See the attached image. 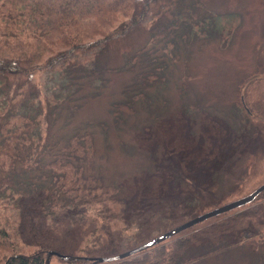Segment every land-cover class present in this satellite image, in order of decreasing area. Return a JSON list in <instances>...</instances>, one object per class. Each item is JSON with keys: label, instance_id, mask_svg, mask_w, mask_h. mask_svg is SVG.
Returning a JSON list of instances; mask_svg holds the SVG:
<instances>
[{"label": "rangeland", "instance_id": "1", "mask_svg": "<svg viewBox=\"0 0 264 264\" xmlns=\"http://www.w3.org/2000/svg\"><path fill=\"white\" fill-rule=\"evenodd\" d=\"M185 3L189 11L193 5L196 9L189 27L176 28L172 24L178 35L152 41L140 24L108 41L103 48L100 45L88 53L74 54L70 58L73 62L90 60L89 69L79 78L75 73L67 82L58 78L61 63L40 69L45 61H37L39 69L29 71L35 86H40L43 93L32 110L35 120L25 118L32 128L26 125L24 128L29 136L42 133L54 142L47 149L37 142L25 143L19 149L20 164L26 168L27 177L33 175L39 171L36 167L40 152L43 155L40 164L45 166L55 158L54 153L64 145L65 138L75 132L89 133L92 141L88 148L94 169L107 182L122 184L121 194L132 205L129 210L132 216L123 218L121 227L110 231L112 242L120 247L114 255L139 240L164 232L169 219L164 211L167 208H152L145 213L146 220L135 213L137 209L145 211L152 207L153 201L149 200L157 198L163 207L176 209L193 197L203 201L204 194H211L214 201L206 209L210 210L243 197L264 183V158L255 162L254 154L256 147L264 150V141L258 131L250 132L237 123L245 115L240 99L245 95L243 80L247 76L259 78L260 83L249 90L264 93V0H185ZM175 4L176 0H154L148 26L159 27L174 17ZM145 47L149 48L150 57L154 51L157 54L155 65L160 61L167 63L164 81L148 85V99L136 98L132 103L135 111L123 108L126 111L120 115L114 102L130 101L137 92L136 72L153 66L150 60L138 57L144 55L141 50ZM131 57H135L133 67L124 69ZM97 58L103 69L96 75L88 74ZM260 68L263 71L252 76ZM54 91L63 94L58 106ZM49 100V107L45 108ZM46 112L49 117L45 120ZM239 214H244L246 220L236 227L242 237L239 245L199 261L194 258L201 249L194 246L187 253L188 260L194 261L191 264H264V191L252 202L182 232L196 233L202 241L208 240L216 230L215 222ZM190 218L177 219L173 226ZM76 228V234L88 233L84 239L88 245L102 241L100 226L92 230L84 225ZM65 262L56 256L51 260V264Z\"/></svg>", "mask_w": 264, "mask_h": 264}, {"label": "trees", "instance_id": "2", "mask_svg": "<svg viewBox=\"0 0 264 264\" xmlns=\"http://www.w3.org/2000/svg\"><path fill=\"white\" fill-rule=\"evenodd\" d=\"M153 2L154 0H0V264H45L47 251L50 249L81 256L79 259L66 261V264H191L194 261L188 260L187 253L194 246L201 249L194 258L199 261L239 245L242 237L236 227L238 229L246 222L244 214L232 218L229 215L224 220L215 222L216 230L208 240L202 241L196 233L182 232L140 255L101 262L97 260L98 257L114 255L115 250L120 248L112 242L110 231L120 228L123 218L132 216L129 213L132 205L121 194L122 184L107 182L94 169L88 148L92 141L91 135L87 132H75L65 138L64 145L54 153L55 158L45 166L40 164L43 157L40 152L36 167L39 171L33 175L27 177L26 168L20 164L22 155L19 149L25 143L37 142L47 149L54 142L42 133L29 136L24 128L25 125L32 128L25 118L30 116L32 121L35 120L32 110L37 104V98L43 93L40 86H35V80L29 71L39 69L40 62L45 61L40 69H50L61 63V69L57 71L58 78H64L67 82L75 77V73H78L76 78L81 77L90 62H73L70 58L74 54L88 53L100 45L103 48L108 41L140 24L145 26L152 41L178 35L177 27L191 25L195 5L189 11L185 0H176L174 17L159 27L151 28L148 24ZM205 31L209 32L208 29ZM147 49L149 48L145 47L141 50L144 55L138 57L150 60L153 66L136 72L134 77L139 79L134 83L137 92L130 101L114 102L120 115L126 111L123 108L135 111L132 103L136 98L148 99V85L164 81L163 69L167 63L160 61L155 65L157 54L154 51V55L150 57L148 54L151 52ZM134 59L135 57H131L124 69H131ZM34 61L36 64H33ZM92 66L87 71L88 74L96 75L103 69L98 58ZM262 71L261 68L257 69L252 76ZM252 78L247 76L241 83L245 88V95L240 98L245 115L237 123L239 126L245 125L250 132L258 131V136L264 141V93L254 88L249 90V87L260 83L259 78ZM53 93L57 97L54 98L57 99L54 100L55 105L58 106L63 94L56 91ZM49 102L50 100L46 102L45 108L49 107ZM44 117L45 120L48 119L49 114L46 112ZM254 150L255 162L264 158V150L258 147ZM218 171L221 172L222 169ZM200 192L202 190L198 191ZM204 197L203 201L193 197L183 206L175 207L176 209L172 206L163 207L159 199L157 201L155 198L148 201H153L152 207L144 209L145 211L137 209L135 213L140 219L146 220L145 213L152 208H167L164 211L169 219L163 229L166 231L173 227L177 219L190 218L209 209L214 199L211 194H204ZM68 224L75 225V228H70ZM76 225H84L88 230L100 226L98 232L102 241L88 245V242H84L88 233L76 234ZM69 236L73 238L69 240ZM80 240L81 243L78 244ZM144 241L134 242L128 249Z\"/></svg>", "mask_w": 264, "mask_h": 264}, {"label": "water", "instance_id": "3", "mask_svg": "<svg viewBox=\"0 0 264 264\" xmlns=\"http://www.w3.org/2000/svg\"><path fill=\"white\" fill-rule=\"evenodd\" d=\"M264 190V183L258 186L254 191L250 192L249 194L240 197L238 199L232 200L230 202L224 203L220 206H217L215 208H212L210 210H206L201 214L196 215L193 218H190L189 220H186L184 222H181L172 228L162 232L161 234H158L157 236L143 242L142 244L133 247L131 249L125 250L121 253L115 254V255H109V256H100L97 258V260L101 262H111V261H116L120 260L123 258H126L130 255H133L135 253H138L140 251H143L145 249H148L150 247H153L156 244H159L168 238H171L172 236L182 232L185 229H188L200 222H203L211 217L217 216L219 214L225 213L227 211H230L234 208L243 206L247 203L252 202L262 191ZM58 257L62 260H65L67 262L76 260L81 258V256L73 255V254H67V253H62L60 251L50 249L47 251V258L45 264H51V259L52 257Z\"/></svg>", "mask_w": 264, "mask_h": 264}]
</instances>
